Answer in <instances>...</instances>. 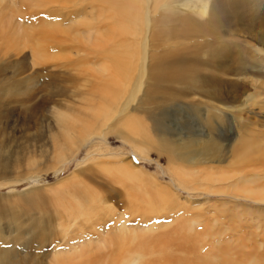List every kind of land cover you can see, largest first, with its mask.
<instances>
[{
	"label": "bare ground",
	"instance_id": "bare-ground-1",
	"mask_svg": "<svg viewBox=\"0 0 264 264\" xmlns=\"http://www.w3.org/2000/svg\"><path fill=\"white\" fill-rule=\"evenodd\" d=\"M257 4L258 0H0V54L27 53L32 68H71L81 75L80 85L90 88L80 96L84 102L79 106L54 111L57 132L52 135L51 167L63 170L91 137L105 139L114 132L140 157L152 149L165 154L176 164L171 173L187 188L217 184L216 193L241 192L264 202L263 135L249 139L238 129L231 144L213 131L217 119L240 126L247 119L243 104L260 102L264 108V19ZM248 85L254 93L247 94ZM190 97L203 104L209 132L202 137L167 133L156 110ZM100 144H88L89 156ZM3 152L0 166L6 168L12 158ZM32 156L28 166L37 170ZM116 156L121 162L104 171L127 191L126 214L118 215L103 192L81 180L76 169L48 187L63 209L57 212L56 227L65 242L53 248L48 264H264V257L244 250L245 260L234 258L231 246L215 256L203 254L207 242L191 229L185 231L183 221L184 226L174 230L163 224L157 231L158 226L144 220L143 205L167 210L173 201L144 177L140 167ZM202 160L214 167L201 168ZM218 166L222 168L215 174L212 170ZM116 214L119 222L104 229L105 219ZM12 246L2 249L0 264L13 262Z\"/></svg>",
	"mask_w": 264,
	"mask_h": 264
},
{
	"label": "rangeland",
	"instance_id": "rangeland-1",
	"mask_svg": "<svg viewBox=\"0 0 264 264\" xmlns=\"http://www.w3.org/2000/svg\"><path fill=\"white\" fill-rule=\"evenodd\" d=\"M258 2L257 10L264 19V0ZM260 23L264 26V20ZM25 54L27 53L0 54V150H4L3 155L7 153L12 158L8 167L0 166V255L2 249L10 245L16 247L10 264L15 261V264H48L53 248L65 245L58 236L56 227L57 212L63 209L57 203L54 189L48 187L73 171H79L81 180L102 191L107 202L115 206L118 215L128 213L130 201L127 191L123 185L113 182L104 171L108 165L116 166L121 162L117 154L127 157L125 162L131 161L140 167L144 177L167 191L170 201H173L174 205L171 202V208H167L169 211L143 205L147 213L144 220L158 226L157 231L164 228V225L171 231L186 223L185 231L191 229L192 233H198L207 242L203 244L205 248L202 245L203 251L201 250L205 255L215 256L219 253L216 251L231 246L235 248L233 256L236 255L234 258L238 260H245L243 250L244 253L264 257V202L254 196L247 197L241 192L238 196L232 195L233 193H216L213 190L217 189V184L216 187L213 186L214 189L207 185H200L199 189L187 188L170 171L171 165L176 164L169 163L167 156L159 154L157 149H152L145 158L140 157L130 142L117 138L111 132L105 139L91 137L75 157L65 163L63 170L52 168V135L57 132L54 111L82 104L84 101H81L80 96L84 95L83 92L89 86H81V75L71 68L69 71L66 67L50 64L32 68ZM251 87L248 85L247 94L254 93L255 89ZM190 98L169 102L156 110L160 124L167 133L202 137L209 132L203 104L196 98ZM241 103L242 100H238V104ZM261 104L263 103L257 102L250 107L243 104V117L247 119L241 121L240 126H234L225 118L217 119L219 123H214V133L219 134L223 143L225 140H232L231 144L237 137L238 129L242 131V137L257 140L262 135L264 137V108ZM228 117L233 119L234 116L228 113ZM245 122L247 126L242 124ZM93 143L101 144L89 156L88 144ZM30 155H33L32 159H36L38 167H35L39 169L28 166ZM198 165L201 168L214 167L211 164L208 166L206 160ZM218 167L212 170L215 174L222 168ZM151 185L155 187L154 184ZM117 214L110 220L105 219L102 224L104 229L108 230L119 222ZM88 231L92 235L94 230ZM43 233L45 235L42 237ZM236 251L241 252V255L238 252L240 257Z\"/></svg>",
	"mask_w": 264,
	"mask_h": 264
}]
</instances>
